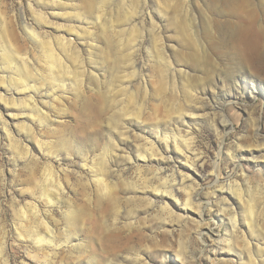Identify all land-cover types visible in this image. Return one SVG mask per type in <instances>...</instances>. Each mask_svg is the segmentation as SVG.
<instances>
[{"label":"rangeland","instance_id":"obj_1","mask_svg":"<svg viewBox=\"0 0 264 264\" xmlns=\"http://www.w3.org/2000/svg\"><path fill=\"white\" fill-rule=\"evenodd\" d=\"M186 2L0 0V53L12 41L39 77L31 81L37 92L5 95L0 87V264H250V254L264 264V0ZM185 5L197 18L207 59L192 57L181 30ZM61 37L79 50L70 74L47 63L46 48H56ZM75 68L82 69L81 85L74 83ZM5 75L7 85L11 73L0 68ZM2 96L17 104L7 107ZM31 96L43 120L33 122L35 136L27 137L21 127L30 124V112L18 103ZM5 126L19 146L11 145ZM174 134L192 137L190 148H177ZM103 162L118 181L117 206L97 197L91 169ZM48 166L65 187L64 201L55 205L42 196ZM166 181L181 194L193 185L203 219L199 209L184 208L183 196L160 191L151 200ZM234 181L252 199L253 230L230 192ZM32 203L51 221L60 246L33 241L44 230ZM225 207L238 216L236 232ZM108 233L122 235L124 246L108 253L102 244Z\"/></svg>","mask_w":264,"mask_h":264},{"label":"bare ground","instance_id":"obj_2","mask_svg":"<svg viewBox=\"0 0 264 264\" xmlns=\"http://www.w3.org/2000/svg\"><path fill=\"white\" fill-rule=\"evenodd\" d=\"M187 2H188V0H187ZM185 6H186V8H185L186 9V11H185V17L186 18L183 19V22L181 24V30L183 31V34L190 41L189 44H191V47L193 49V51H192L193 56L192 57H194L195 59L197 58L198 60H199V58H202V57H204L205 59H207L209 53H208V49H207V45H206L205 41H203V38H201V36H200V32H199V28L200 27L197 25V18L194 15V13L192 14L193 10L191 9V5H188V6L185 5ZM136 12L137 11L135 10L134 13H136ZM190 12H191V16L189 15ZM37 16H38V19L40 21H45V17L42 14H37ZM203 19L205 20V22L207 24L206 25L207 30L211 33L212 30H213L211 28V19H210V16L206 12L204 13ZM27 28H28L27 30H29L28 32L31 35V37H33L35 40L37 39L38 41H39V39H41L40 38L41 36L39 35V33L34 28H31L29 26H27ZM50 42H52V41H50ZM57 43L58 44L56 45V48H55V46H53V43H49L48 48H46L47 51H48V53H47V63L49 65V67L51 68V70L52 69L54 70L56 68L55 70H57V72H60V75H62L61 73H65V72L67 74H70L69 72H72L73 71V70H70V68H72V66H74L75 64H78V63H75V62H77L79 60V58H80L79 50H77L72 45V41L66 40L64 37L63 38L62 37L61 38H58ZM1 47L2 48L4 47V48H3V50L0 53V68L5 73H11V75L8 76L9 78H8V84L7 85H5L6 84V81H7V78H6L7 76L5 75L4 78H3V76H2V78H0V87H2V88L5 89V93H6L5 95H7L13 89H14V91L17 90V92H22L23 90L24 91L25 90H29L30 92H33V91L34 92H37V90H39L38 86L36 87V83L35 84H32L31 83V81L35 79V76L36 75H34V72H33V68L34 67H32L31 64L29 63L31 61H29L28 57L24 56L21 53V51H19L15 47V44L12 41H9V43H7L6 46L4 45V46H1ZM121 51H123V50H121ZM45 54H46V52H45ZM125 54H126V52H125ZM158 55H160L161 57L164 56L163 53L159 49H158ZM122 56H124V54ZM165 56L163 57V60L166 59ZM161 61H162V59H161ZM68 62H71V64L70 63L68 64ZM167 63H168V61H166V64ZM170 64H168V67H169ZM45 65H47V64L45 63L44 66ZM79 65H80V63H79ZM79 68H81V66H79ZM79 68H75V71H74L75 74H76L75 75L76 77L74 76V79L73 80H74V83L76 85L77 84L79 85L80 82L83 80L81 78L82 77L81 75H83V72L81 71L82 69L80 70ZM36 70H38V68ZM134 71H135V69H134ZM180 72H181V70H180ZM57 77H58V75H57ZM37 79H39V77H37ZM58 79L59 78H57V81H58ZM69 80H71V79H69ZM57 81L55 80V82H57ZM1 98L4 100L5 105L7 107L9 105H16L17 104V101L15 100L14 97L9 99V98H7L5 96L4 97L2 96ZM18 104L23 105V108L22 109L29 110V112H30V115L28 117V121L30 122V124H24V125H22L21 128H23V132H25V134L27 135V137H34L35 136L34 135L35 133H34L33 127H32L33 122H35V120H39L40 122H42V120H43L42 118H36L35 114L37 113V115L40 116V114H43V112H42L41 108L38 107L37 103L34 101V96H31V98L28 99L27 101L26 100L25 101L24 100L23 101L21 100V102L18 103ZM218 112H219V116L222 117V125H223V127H225V124H226L227 120L225 118V114L223 113V106L222 105L218 109ZM4 124L7 125L5 122H4ZM5 132L7 134V137L9 139V141H11V145H13V146L16 145L17 146L18 145L17 144L18 143V140L15 139L12 136V134L9 131V129L7 128V126H5ZM172 137H173L174 143L176 144L177 148H181L182 145L185 146L186 149L190 148V142L192 140V137H182V136L176 135V134H174ZM166 138H169V136L166 137ZM37 143H38V145L40 147V150H45L44 145H43V143L41 141L38 140ZM113 145H114V143H113ZM28 154H29V151H28V149H26L25 155H28ZM100 163H102V162H100ZM83 166H86V165H83ZM47 169L49 170L48 171L49 172V174H48L49 175L48 182L50 181L49 182L50 184H49V187H46L45 189H43L42 196L45 198L46 204H48V205H55V204L60 203L63 200L64 194H65V187H64V185L62 183L61 176H59V172H57L52 166H48ZM91 170H92V173L94 174V179H95L94 182L96 183V186L98 187V195H97L98 200L103 199V200H105L107 202V204H109V205L112 204L113 206L114 205L117 206V202H118V195H117L118 194L117 193L118 183L117 182L118 181L115 182V181H113V180H111L109 178V170L110 169H108V167L105 164V162H103V164L101 166H99L97 169H94L93 168ZM243 172L244 171H242L241 178L244 179V180H246L247 177L245 176V173H243ZM120 182L121 181H119V183ZM229 188H230V192L232 193V196H236L238 198V200L241 202L242 206L244 207L243 208L244 209V212H245V214H247L246 217L248 219V226H249L250 229L253 230L255 228V226L257 225V223H256V219H255L256 218V216H255V214H256L255 213V207H254V205L252 203V199L250 197H246V195L243 193V190L241 189V187L239 186V184L238 183H235V181L233 183H230ZM133 189H134V187H133ZM190 189L192 191L191 190L188 191L187 194H181L179 192V190H177L174 187V185L169 184L166 181L165 183L162 184V187H154L153 193H156V192H160L161 191V194L163 196H166V197H177L178 195L179 196H183V198H184V206H185L184 208L186 210L187 209H191V208H197V209H199L198 213L201 216V218L203 219L204 213H206V212H204V210L201 209V205H198V204L194 203V200H193V197H194L193 195H195L196 197H198L200 195V193L194 191L193 185L190 186ZM158 195H159L158 193H156L154 195H151V200H152V198L156 199ZM200 196H199V199L201 198ZM105 201H103V203ZM97 203L99 205V202H97ZM102 206H100V207H102ZM28 207L33 212V215H35V217L41 218V222H42V225H43L42 227H43V230H44V233H40L41 231L40 232L38 231V232L34 233L35 235H34L33 241L36 242V244L38 246H40V247H46L47 246V247H51V248H56V247L60 246L59 244H57V239H56L57 237L55 235L54 227L51 225V221L49 219H47V215H45V213H44L45 216L44 217L42 216V214L40 213V210L37 207V203L36 204L32 203ZM105 209H106V207H105ZM223 210L226 213L229 214L230 220L232 222L231 223L232 224V230L234 232H236L238 230V228H239L238 216H237L236 212L234 210L228 209L227 207L223 208ZM72 212H73V210H72ZM46 214H47V211H46ZM72 215H74V214L71 213V212H68V217H70V219L72 218ZM92 222H94V221H91V223ZM95 224H97V223L96 222L93 223L94 227L96 228V225ZM98 225H97V227L99 228ZM39 226H41V225H39ZM91 227H93V226H91ZM95 228H93V229H95ZM96 231H99V233H100L102 230H96ZM96 231H95V233H97ZM105 231L106 230H104V232ZM108 231H110V230H108ZM108 231H106L105 233H107ZM117 231H118V229H117ZM17 232H18V236L19 237H23V232L20 230V228H18ZM117 233H119V232H117ZM120 237L122 238V235ZM120 237L118 235H113L111 233L105 234V236H103V238L101 237L102 238L103 247L105 248V250L108 253L114 252L115 250H117L118 248H120L124 244L122 242V239ZM218 238H219L220 242H223V239L220 236ZM246 244L249 245V243H246ZM130 246H131V243H130ZM3 252H4V244H1V246H0V254H3ZM259 262H260L259 260L257 261V259L254 258V256L252 257V255L250 254V264H259ZM49 264H51V263H49Z\"/></svg>","mask_w":264,"mask_h":264}]
</instances>
